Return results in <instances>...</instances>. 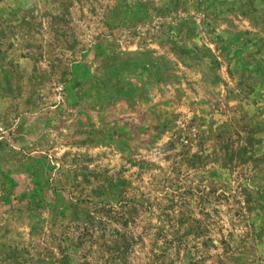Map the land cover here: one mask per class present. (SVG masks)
<instances>
[{
	"label": "rangeland",
	"instance_id": "374dc122",
	"mask_svg": "<svg viewBox=\"0 0 264 264\" xmlns=\"http://www.w3.org/2000/svg\"><path fill=\"white\" fill-rule=\"evenodd\" d=\"M0 264H264V0H0Z\"/></svg>",
	"mask_w": 264,
	"mask_h": 264
}]
</instances>
